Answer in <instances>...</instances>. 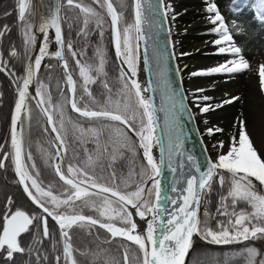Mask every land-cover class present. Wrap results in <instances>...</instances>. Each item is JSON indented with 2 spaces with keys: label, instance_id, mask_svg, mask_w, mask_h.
Instances as JSON below:
<instances>
[{
  "label": "snow or ice",
  "instance_id": "6c2138e0",
  "mask_svg": "<svg viewBox=\"0 0 264 264\" xmlns=\"http://www.w3.org/2000/svg\"><path fill=\"white\" fill-rule=\"evenodd\" d=\"M15 3L25 55L28 56L29 51L36 46V31L43 34V41L39 54L34 59L28 56L29 62L21 77H17L8 67L9 62L0 54V73L12 79L17 94L11 113L10 151L0 145V169L7 167L6 161H11L15 173L14 182L18 183L23 193L43 215L29 214L20 208L13 211L14 201L8 197L7 211L0 222V257L5 264H15L17 254L29 257L34 255L35 264H46L49 254L42 251L44 241H49L52 251L56 253L55 264H80L78 253L86 257L91 255V264H187L189 253L194 247L193 237L197 235L211 244L264 240V192L257 190V186L264 189V157L259 155L254 147L246 131L245 122L239 121L238 138L233 136L228 151L221 153L215 161L206 157L201 166L195 156L186 154L183 150V140L177 134L179 117L186 111L183 99H177L179 93H174L168 79L165 50L158 43L149 44V41L153 40V34L159 32L163 23H167L168 13L172 11L169 5L164 4V0H156L155 3L153 0H132V22L126 23L122 29L120 25L124 21V11L120 9L125 7L126 0H92L97 7L87 4L85 0H54L50 12L42 15L38 27L31 19L34 15L31 0H15ZM64 7L78 10L77 19L80 26L76 35L85 40L88 39L92 31L90 25L93 24L103 39L105 14L110 18L116 57L127 66L126 71L123 67L119 71L120 88L115 93V98L113 88L106 79H102L107 77L104 50L97 47L98 63L94 64L82 59L85 55L83 48L77 51L73 42L66 40L60 15ZM206 11L210 14L208 19L214 26L211 31L219 37L213 43L218 46L227 44V48L219 47L218 51L234 54V59L209 70L193 72L191 75L251 71L250 63L241 54L242 49L233 42L217 5L209 2ZM11 14L4 13L5 16ZM258 16L264 22V0H258ZM172 19L174 20L175 16ZM49 30H54L57 45V50L51 53L48 51ZM10 31L11 28L7 24L0 27V39ZM142 41L144 64L153 77L146 87H142L134 78L137 75ZM150 46L155 60L154 67L149 61ZM65 49L75 61L80 82L74 79L69 69ZM8 55L12 58L20 56L15 45L10 48ZM46 56L62 61L67 91L65 93L58 82L57 87L62 99L56 103H53L49 86L37 78L41 62ZM45 67L52 68V65ZM257 74L260 91L264 94V64L258 66ZM34 80L35 96H30L29 87ZM96 84H100L104 89L103 100L98 99L90 87ZM158 90L163 91L165 100V105L159 111L165 113L164 137L167 148L156 135L157 109L153 98L144 95ZM30 99L36 101V107L45 118V132L50 128L51 133L55 134L52 143L55 152L47 156L46 162H50L55 177H58L62 184H45L39 178L40 172L33 161L32 153L25 154V124L27 122L30 125L32 118ZM211 99L208 96L197 97V100L203 101ZM236 99L239 97H233L224 103L231 104ZM68 106L79 119L73 120L67 115ZM196 106L202 113L214 110L211 104L201 106L197 103ZM220 106L218 104L215 107ZM81 121L88 122L87 126ZM68 125L71 126L75 140L80 144L90 143L94 147H85L83 151L86 158L78 160L77 163L70 162L65 171L63 160L69 147ZM207 131L212 135L223 130L209 128ZM128 132L138 137L139 148L143 150L146 162L140 169L138 182L135 183L132 182V177L136 175L134 171L130 170L127 178L118 177L114 167L117 160L124 157L125 151H133ZM154 146H160L161 152L167 154L166 167L172 174L171 192L178 193L176 198L163 194L162 166L165 161L161 159L157 162L152 153ZM219 147H224L223 142ZM177 184L182 185L181 189L178 190ZM217 184L219 188L215 187ZM214 191L219 194L216 212L218 216L225 218L218 221V230L211 227L202 228L198 215L201 203H209L208 197ZM93 197L96 199H92ZM162 200L173 205L175 210L168 212V209L163 207ZM77 201H81L86 207L90 206L97 215H84L82 210H77ZM242 203L247 207H240ZM129 207L135 209V216L146 223L143 233L137 231L138 225ZM162 212H168L166 220L161 218ZM204 215L210 216L207 207ZM48 217L58 227V240L50 231ZM116 221L122 226H116ZM74 228L80 229L88 236H92L98 229H103L109 234L103 244H111L117 239L130 242L122 245V261L108 254L107 249L89 251L76 247L73 243ZM24 234H28L31 243L25 244ZM96 239H99L98 235ZM131 245H135L137 251H131ZM241 255L245 264H264V253L255 246L246 245ZM25 264L32 262L29 260ZM192 264H206V261L193 257Z\"/></svg>",
  "mask_w": 264,
  "mask_h": 264
},
{
  "label": "trees",
  "instance_id": "16d2710c",
  "mask_svg": "<svg viewBox=\"0 0 264 264\" xmlns=\"http://www.w3.org/2000/svg\"><path fill=\"white\" fill-rule=\"evenodd\" d=\"M35 3H34V2ZM31 0L33 13L37 10V16L34 15L31 17L34 24L39 25L38 19V2L37 0ZM248 0H233L231 8L233 11H237L245 6ZM85 2L93 7H97L92 3V0H85ZM132 0H126L125 7L120 9L124 11V21L121 23V29L126 23L132 22V10H131ZM119 8V4H117ZM253 8L255 10L256 16H258V0H254ZM17 5L15 0H0V27L7 24L11 28V31L6 34L3 39H0V54L3 55V59L8 61V67L14 71L17 77L24 75V68L28 63V56H31V51H29L28 56L25 55V50L23 47V40L21 35V29L17 21ZM98 11H102L99 10ZM12 13L11 15L5 16L4 13ZM62 18V30L63 34L67 39H70L77 51L80 49L85 50V55L83 60L98 63V58L96 56V49L100 47L104 50L106 65L105 70L107 72L106 79L109 85L113 88V95L115 98V93L120 88L119 82V71L120 67L118 65L117 59L112 49L111 44V34H110V22L109 18L105 14V24H104V36L101 39L99 35V30L95 29V25H90L92 31L87 40L77 37L76 32L80 26V21L77 19L78 10L64 7L60 12ZM69 25H72L70 28ZM15 45L18 49L20 56L18 58L9 57L8 52L10 48ZM65 57L69 63V69L72 72L74 79L80 82L78 69L75 66V61L72 60V57L67 53L65 49ZM47 65H52V68H44L40 74V77L48 82V90L53 97L54 103L60 101L62 97L58 91L57 84L59 82V87L67 91L66 82L64 81V72L63 69H58L56 67L55 60H49ZM39 77V78H40ZM93 90L94 95L103 100L105 98L104 89L100 84L90 85ZM17 98L16 88L12 83V79L4 73H0V145H4L6 150L10 151V123H11V113L14 108L15 100ZM29 107L32 109V118L30 125L26 122L25 124V154L28 152L32 153L33 161L36 163L37 168L40 172V179L48 184L49 182L62 184L59 182L58 178L54 175V170L50 166V162H46L47 156H50L55 152L50 141V135L48 132L44 131L46 122L44 117L40 114L39 110L36 108L33 102L29 101ZM67 115L71 116L73 120L79 119L77 114L72 113L70 107L67 108ZM58 119V117H57ZM87 126L88 122L81 121ZM69 135L67 143L69 145L67 153L64 154V166H68L71 163H77L78 160H82L85 157L83 149L85 147L91 149L94 146L92 144H80L78 140H75L72 136L71 126L68 125ZM130 144L132 145L133 151H125L123 158L117 160L114 167L117 169L118 177L123 176L124 178L128 177L129 171L132 170L136 173L132 177V182H138V174L142 166L145 165L139 147L135 139L130 135ZM40 146L43 151L38 149ZM74 153L76 156L74 157ZM7 167L0 169V222H2L3 214L7 211V199L11 197L14 201L12 210L20 208L25 210L29 214H38L43 215L39 209H37L23 193L22 188L15 183V173L12 169L11 161L8 160L5 162ZM31 163V162H30ZM30 166V164H29ZM216 188H219V185H215ZM122 190L123 185H121ZM209 203H201V227H211L213 230L217 229L218 221H222L225 218L218 216L216 208L219 202L218 192H213L208 197ZM77 210H82L84 215H97L90 206H84L81 201H77ZM205 207H207L208 212L210 213L209 217H205ZM240 207H247L245 204H241ZM50 231L53 232L56 239H59V230L55 223L48 218ZM205 221L207 223L205 224ZM120 226L119 224H116ZM73 243L76 247L89 250L97 251L100 248L107 249L108 254L115 256L117 259L122 261L123 248L122 245L130 244L126 241L117 239L111 244H103V241L109 236L104 230L98 229L93 232L92 236H88L85 232L80 229H73ZM99 236V239H96V236ZM25 244L31 243V240L28 238V234H24ZM246 245L255 246L262 253H264V240H249L242 241L240 243H231V244H207L203 241L195 238L194 247L191 250L190 258L188 264H192L193 257H200L206 261V264H245L244 257L241 255V252ZM42 251H47L49 254V261L46 264H55V255L56 253L51 249V243L49 241H44ZM131 251H137L135 245H131ZM77 259L80 261V264H91L92 256H82L77 254ZM31 260L32 264H35V256L29 257L28 255L20 256L17 254L15 264H25L26 261ZM0 264H5V261L0 257Z\"/></svg>",
  "mask_w": 264,
  "mask_h": 264
},
{
  "label": "rangeland",
  "instance_id": "374dc122",
  "mask_svg": "<svg viewBox=\"0 0 264 264\" xmlns=\"http://www.w3.org/2000/svg\"><path fill=\"white\" fill-rule=\"evenodd\" d=\"M167 1L172 9L169 12V16L181 67L184 68V63L190 60L198 64L204 62L202 63L203 65H200L195 70L190 69L187 71L184 68V74L189 80L188 94L190 100L193 103L194 110L200 117V123L205 132L208 145L214 153L215 160L221 153L228 151L232 144L233 136L238 138L240 120L245 122L246 131L254 147L257 149L258 154L264 157V137L257 138L252 135L251 129L255 117V108L252 102L254 101L252 96L253 85L257 87L258 93L264 100V94L260 91L259 77L257 74L258 66L264 64V22L255 14L253 8L254 0H248L245 6L237 11H233L231 8L233 0H196L195 2L192 0ZM209 2L217 5L233 37V42L242 49L241 54L250 63L251 71L217 73L204 76L191 75L193 72L209 70L234 59V54L228 53L227 51L225 53H219L218 51L219 47L227 48V44L218 46L213 43L219 37L211 31L214 26L208 19L210 14L206 11ZM35 16H37V10L35 11ZM173 16H175L174 20L172 19ZM198 22H202V24L197 25L196 23ZM36 26L38 27V25ZM38 34L39 31H36L37 38ZM203 43L204 48L202 46ZM182 53H187V55H182ZM125 67L127 68L126 65ZM138 68L139 62L137 65ZM39 80L48 84L41 77ZM221 84L224 86H220ZM198 89H203V91H197ZM203 96H208L212 99L209 101L197 100V97ZM233 97H239V99L234 100L231 104L224 103V101L232 99ZM197 103L201 104V106L211 104L214 110L202 113L200 108L196 106ZM218 104L221 106L215 107ZM209 128H219L223 131L214 132L212 135H209L207 131ZM48 133L50 135V141L53 143L54 139L50 132ZM221 142L224 144L223 148L219 147ZM38 149L43 151L40 146H38ZM63 168L66 171L67 166H64V163ZM257 190L264 192V189H260L259 186H257ZM92 199L96 198L93 197ZM92 211L94 210L92 209ZM115 223L122 226L119 221Z\"/></svg>",
  "mask_w": 264,
  "mask_h": 264
},
{
  "label": "water",
  "instance_id": "95a60500",
  "mask_svg": "<svg viewBox=\"0 0 264 264\" xmlns=\"http://www.w3.org/2000/svg\"><path fill=\"white\" fill-rule=\"evenodd\" d=\"M37 2H38V19H39V23H40L42 15H47L50 12L51 6L54 4V0H37ZM153 2L155 3L156 0H153ZM164 4L168 5V1L164 0ZM161 20H163V18H161ZM109 22H110V18H109ZM145 30L147 31V28ZM40 34L41 33L39 32L38 38L36 41V46L33 48L32 54L30 56L33 59L35 58L36 55L39 54V47L41 45V42L43 41V37L40 40V37H39ZM110 34H111V27H110ZM156 43H158L160 45V47L162 49H164L166 54H167L168 79L172 85V89H173L174 93H179L177 99L178 100L183 99L184 108L186 110L179 117V124H178V130H177V134L183 140V150L185 151L186 154L190 153L193 156H195L197 163H199L201 166H203L206 157L211 158L212 160L215 161L214 153L212 152L210 146L208 145V141L206 139L205 132L203 131L202 124L200 123V117L196 113V111L194 110L193 105H192L193 103L190 100V96L188 94L189 80L186 78L184 71L181 68V65L179 62V57H178L177 52H176L175 36H174V32H173V29L171 26L169 13H168L167 23H163L159 32L153 34V40L149 41L150 45H154ZM111 44H112L113 52H114L115 57H116V51H115V48H114L113 43H112V36H111ZM56 50H57V45H56L55 40H54V30H49L48 51L51 53V52H55ZM173 56L175 57V59H173ZM116 59H117V57H116ZM49 60H55L56 67L58 69H63L61 67L62 61H57V59L54 57L46 56L42 60L41 68H40L39 72L37 73L38 79H39V76H40L42 70L45 68V65L48 64ZM149 61H150V64L154 67L155 66V60L152 57V47L151 46L149 47ZM28 62H29V60H28ZM117 62H118V65L120 68L123 67L125 69V71L127 70L125 65H123L121 63V60L117 59ZM139 66H141L143 76H144V83H145V87H146L148 85V83L153 80V77L150 74V72L147 70V68L144 64V43H143V41L141 42V45H140ZM177 69H179V75H177ZM35 87H36V81L34 80L33 84L30 85V87H29V93H30L31 89H33ZM30 96H32V95L30 94ZM145 96H152V98H153L154 106L157 109V113H156V115H157L156 135L160 137L161 144H163L165 146V148H167V145L165 143V137H164V133L166 130V125H165V120H164L165 113L162 111H159V109L165 105L163 91L158 90L156 92L145 93ZM29 101L33 102L34 105L36 106L35 100L30 99ZM37 109L39 110V108H37ZM39 112H40V110H39ZM189 116H191V119H189ZM49 131H50V134L52 135V137L54 139L55 134L51 133L50 128H49ZM129 133L135 139V141L139 147L138 137H136L134 133H131V132H129ZM139 150H140L141 156L143 158V150L140 148H139ZM161 159H163L165 161V165L162 166L163 194H166L167 196H171V197L176 198L178 196V193L171 192L172 174L167 171V167H166L167 154H166V152L162 153L160 150V146H157V162H159ZM143 160H144V158H143ZM181 187H182L181 184H177L178 190L181 189ZM161 203H162L163 207L168 209V212H172L175 210L174 206L171 205L170 203H167L164 200H162ZM37 209H39V208H37ZM168 212H162L161 218L166 220ZM198 215L200 216V219H201V215H202L201 205L199 208ZM48 218H50V217H48ZM157 234H159V232ZM195 238L203 241L204 243L211 244V243H208L206 240L201 239V237L198 235L194 236L193 240ZM128 243H130V242H128ZM190 254H191V251H190L189 256L187 258V264L189 262Z\"/></svg>",
  "mask_w": 264,
  "mask_h": 264
},
{
  "label": "bare ground",
  "instance_id": "6f19581e",
  "mask_svg": "<svg viewBox=\"0 0 264 264\" xmlns=\"http://www.w3.org/2000/svg\"><path fill=\"white\" fill-rule=\"evenodd\" d=\"M192 1H196V0H192ZM197 25H201L202 22H198L196 23ZM40 40L41 38L43 37V34L41 33L40 34ZM203 48L205 47L204 46V43H203ZM201 62V60H200ZM202 63L204 62H201V64H198L197 62H194L192 60L190 61H186L184 63V68L188 70H195V69H198L200 67V65H203ZM182 68V67H181ZM182 68V69H184ZM206 69H208L206 67ZM185 72V69L183 70ZM130 75V73H129ZM135 79L138 80V82L141 84L142 87H145V83H144V76H143V72H142V69H141V66H139V68L137 69V75L136 77H134ZM220 86H224L223 84H221ZM253 90H252V96H253V99L254 101L253 102V106L255 108V117H254V122L252 124V135L256 136L257 138H263L264 137V100L263 98L260 96V94L258 93L257 91V87H255V85H253ZM30 94L32 96H35V88L31 89L30 91ZM145 95V93H144ZM152 153L154 155V157L156 158L157 160V146H154L153 149H152ZM129 211L132 212L133 214V219L134 221L137 223L138 225V229L137 231L140 232V233H143L144 229L146 228V223L144 221H141L139 219V217L135 216V209H132L129 207Z\"/></svg>",
  "mask_w": 264,
  "mask_h": 264
},
{
  "label": "flooded vegetation",
  "instance_id": "af4514ba",
  "mask_svg": "<svg viewBox=\"0 0 264 264\" xmlns=\"http://www.w3.org/2000/svg\"><path fill=\"white\" fill-rule=\"evenodd\" d=\"M181 58V57H180Z\"/></svg>",
  "mask_w": 264,
  "mask_h": 264
}]
</instances>
